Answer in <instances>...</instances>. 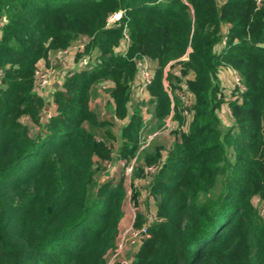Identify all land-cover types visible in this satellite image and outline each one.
<instances>
[{
    "label": "trees",
    "instance_id": "trees-1",
    "mask_svg": "<svg viewBox=\"0 0 264 264\" xmlns=\"http://www.w3.org/2000/svg\"><path fill=\"white\" fill-rule=\"evenodd\" d=\"M117 12L119 24L108 27ZM80 37L89 41L73 59L89 61L53 91L56 109L45 120L36 67ZM144 58L156 65L148 90L159 122L172 110L164 76L173 62L180 73L166 80L174 90H181L174 81H185L194 117L165 155L158 146L142 155L156 167L149 190L156 211L131 264H264V216L253 202L264 204V3L257 0H0V264H106L127 190L124 177L100 181L98 160L108 149L86 124L107 122L91 109V92L109 83L112 111L124 119ZM221 68L242 87L229 99ZM173 100L181 121L182 99ZM225 104L228 128L219 116ZM142 126L133 111L121 132L123 158L139 151ZM144 222L138 215L136 226Z\"/></svg>",
    "mask_w": 264,
    "mask_h": 264
},
{
    "label": "rangeland",
    "instance_id": "rangeland-1",
    "mask_svg": "<svg viewBox=\"0 0 264 264\" xmlns=\"http://www.w3.org/2000/svg\"><path fill=\"white\" fill-rule=\"evenodd\" d=\"M261 3H264V0H262ZM118 13L120 12L114 14H118ZM114 14H112L109 18H111ZM76 41L85 45L86 47L89 39L86 37H80ZM125 47L126 46L124 45V49ZM62 62L59 59H54V57L53 58L50 57L49 60L46 62L45 61L39 62L36 68H41V69L52 68V69H48L50 70L49 71L50 73H53V75H51L50 78L51 79L50 84H51V82L53 83V81L55 80L53 79L54 76L57 75L60 77L59 75L60 71L65 67L64 64H61ZM77 63H79V61ZM151 65H152L151 70L155 72L156 65L154 63H152ZM168 73L173 75L179 74L180 72L178 69V64L168 65L165 69L164 85L167 93H169V96L172 100V105H171L172 110L168 115V117L163 122H159V120L155 117L154 104L151 103L149 90H148V97L150 98L147 97L148 98L147 100H144L139 96L136 97V95L135 96L133 95L132 102L130 101V103L127 105L129 114L124 119H120L112 111V107L114 106V101L111 96V89H104L97 84L95 85V87L91 92V101H90L91 109L97 114L99 120H103L107 122V126H105L104 128H95L90 126L89 124H86L87 129L94 133L97 142L104 144L108 149V157L105 159L99 158L98 160L102 165L101 167L102 176L100 181L116 182L121 177L125 178L127 195L123 207L124 215L119 224V233L121 234V238L123 237L125 231L129 229V227L132 225L133 221L134 223H136L138 215L143 217V220L145 222L142 225H144L146 223V218L151 217L154 214V211H156L154 199L149 195L152 179L156 171L147 174H143L141 171L139 172V174L141 175L140 177L137 178L134 177L138 167L139 168L142 167L143 170H146V168L149 167L146 164L142 155L151 146L161 147L162 150L160 152L161 153L163 152V154L165 155L169 144H171L175 138L180 139L183 133L182 131H184L182 126H184L185 119L182 116V111L180 113L182 117L181 121L174 117L175 102L173 98L175 97L180 98L179 96L180 89L174 90L172 87H170V82L166 80L168 77ZM174 82L180 88L181 85H183V81H181L180 83L177 81ZM220 83L222 86L221 95L225 96L226 99H229L232 93L230 86H227L224 77H222V79L220 78ZM237 88L238 87L236 86V89ZM133 104H136L137 106H132ZM135 110H139L140 116L142 117V122L144 123V128L142 126L139 132V151H137V154L133 159L127 160L123 158L121 155V149L123 143L121 132L124 127L123 123L125 122L128 123L130 121L133 111ZM170 115H172L173 117L171 124H174L176 129L171 128L170 130H166V131L161 130L164 124L171 117ZM224 117L228 121V122L226 121V124H224V126L228 128L231 126L233 121L230 118L229 114L225 115ZM24 122L25 124L29 125L32 135L37 134L38 128L35 127V125L31 122L29 118H25ZM157 131L159 132V134L155 136L152 139V141H150V143L147 145V147L144 150L141 151V147L146 143L145 140L148 138V136L151 135L154 136L156 133H158ZM113 168H114V172H112L111 175L108 176V173H110L109 170ZM219 191L220 188H217L214 194H217ZM253 202L257 207L259 214L264 216V204L262 202H258V200L256 199H254ZM135 227H137L136 224ZM138 249L139 248H130L129 251L123 254L122 260L133 261L135 257L134 253L138 251Z\"/></svg>",
    "mask_w": 264,
    "mask_h": 264
},
{
    "label": "built area",
    "instance_id": "built-area-1",
    "mask_svg": "<svg viewBox=\"0 0 264 264\" xmlns=\"http://www.w3.org/2000/svg\"><path fill=\"white\" fill-rule=\"evenodd\" d=\"M262 0H257V2L259 4H261ZM122 17V13H118V14H114L111 18H109L107 20V26L111 27L114 25H118V22L120 21ZM130 39L129 36L127 34H124V44L127 48L129 45ZM85 50V45L79 43L78 41L74 42L68 49L66 50H60L57 52V54L51 56L52 58L54 57V59H59L62 61H68L71 58H74L75 54L77 52L79 53H84ZM187 56L183 57L181 60H187ZM89 61V57L86 56H82L79 60V67H84L87 65ZM152 62L147 59L144 58L142 60H140L137 64V69H138V73L137 76L135 78L134 81V87H135V91H134V96L136 95V97H141L144 100H147L148 98V88L149 86L152 84L153 78H154V72L151 70V65ZM172 64H177L176 62H173L169 65ZM48 69H52V68H45V69H41V68H36L35 71V86H34V90L35 92L39 93L40 95L44 96L45 91L47 90V88L50 86V78L51 75H53V73H50ZM178 69L179 71L181 70L180 65H178ZM74 72V71H73ZM73 72H70L69 74L67 73V77L71 76L73 74ZM235 75V84L237 87H239L240 89L242 88L240 85V81L236 75L235 72H233ZM65 77V75H64ZM104 89H109L110 88V84L109 83H105L103 86H101ZM180 98L182 99V116L185 119L184 122V126H182L184 129H188L190 123L192 122V119L194 117V111H193V105H194V100L193 97L186 92V86H185V81H183V85H181V90H180ZM148 97V98H147ZM54 114V110H50L47 109L45 111L44 114V119L45 120H49ZM173 114V112H172ZM171 117L169 118V120L164 124V126L162 127L161 130L166 131V130H170L171 128L176 129L174 124H171L172 122V115H170ZM143 128H144V123H143ZM158 132V131H157ZM162 132V131H161ZM159 134L156 133L154 136H148V138L145 140V144L141 147V151L144 150L147 145L150 143V141H152V139L157 136ZM114 170L111 169L109 170L110 173H108V176L111 175V172ZM132 171V169H131ZM156 171V167L154 165L149 166L146 168V170H144L145 174L147 173H152ZM109 180V179H107ZM149 238V232H148V224L145 223L144 225L140 226V227H135V223L133 221L132 225L129 227V229H127L123 235V237L121 238V234L119 233V237H118V242L117 245L115 247V249H113V251H111V253L108 256L107 262L106 264H131L132 260H122V256L123 254H125L127 251H129L130 248H140V246L143 244V242Z\"/></svg>",
    "mask_w": 264,
    "mask_h": 264
},
{
    "label": "crops",
    "instance_id": "crops-1",
    "mask_svg": "<svg viewBox=\"0 0 264 264\" xmlns=\"http://www.w3.org/2000/svg\"><path fill=\"white\" fill-rule=\"evenodd\" d=\"M40 62H42V61H40ZM61 62H62V60H61ZM61 64H64L65 67L63 69H61L60 74H59L60 77L57 76V75L54 76L53 79H55V80L53 81V79H52L53 83L51 82L50 86L47 88V90L45 91V94H44V97L47 98V100H48L47 101V103H48L47 104L48 109L54 110V111H55L56 107L53 104L52 97H51L53 91L55 89H58V88L61 87L62 82L66 78V77H64V75L67 76V73L69 74L70 72L75 71L79 67L78 63L75 62L73 58H71L67 62L66 61H63ZM222 77H224L225 83H227V86H230V88H231V91H232V93L230 95V97H231L233 95L234 91L236 90L235 75H234L233 71L227 70L225 68H221L220 78L222 79ZM227 114H229L230 115V118L232 119L231 114H230V111H229V108H228V105L225 104V105L222 106V108H221V110L219 112V116H220V119L222 120L223 124H226L227 119L224 116L227 115ZM126 124H127V122L123 123L124 126ZM183 130L186 131L187 129L186 128L185 129L183 128ZM112 172H114V170ZM152 216L146 218V223L148 221H151L152 220Z\"/></svg>",
    "mask_w": 264,
    "mask_h": 264
}]
</instances>
